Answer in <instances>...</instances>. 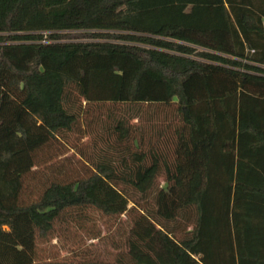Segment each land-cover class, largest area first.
Returning <instances> with one entry per match:
<instances>
[{"label": "trees", "instance_id": "16d2710c", "mask_svg": "<svg viewBox=\"0 0 264 264\" xmlns=\"http://www.w3.org/2000/svg\"><path fill=\"white\" fill-rule=\"evenodd\" d=\"M95 213L131 264H264V0H0V264Z\"/></svg>", "mask_w": 264, "mask_h": 264}, {"label": "rangeland", "instance_id": "374dc122", "mask_svg": "<svg viewBox=\"0 0 264 264\" xmlns=\"http://www.w3.org/2000/svg\"><path fill=\"white\" fill-rule=\"evenodd\" d=\"M108 107L111 106L92 105L88 112H83L81 130L71 135L76 147L67 149L56 159L63 164L66 171L82 170L87 164V159L95 158L98 149L106 146L97 138V134L102 133L103 125L108 121ZM163 115L170 119L166 110L163 111ZM136 122V119L131 120L133 124ZM158 183L160 185L165 183L163 176L158 178ZM131 226L132 217L128 214L109 219L95 213L86 223L85 229L74 227L67 231L60 229L57 238L42 246L49 256L54 257L53 259L71 261L73 264H131L124 252L123 241ZM120 243L121 247L118 248L117 245Z\"/></svg>", "mask_w": 264, "mask_h": 264}]
</instances>
